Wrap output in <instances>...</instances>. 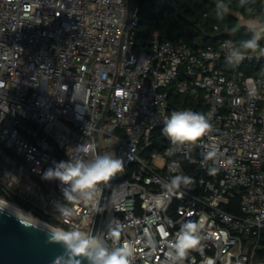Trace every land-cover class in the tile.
I'll use <instances>...</instances> for the list:
<instances>
[{
	"label": "built area",
	"instance_id": "1",
	"mask_svg": "<svg viewBox=\"0 0 264 264\" xmlns=\"http://www.w3.org/2000/svg\"><path fill=\"white\" fill-rule=\"evenodd\" d=\"M138 22L137 0H0V199L88 234L102 204L96 235L118 227L109 244L131 243L133 264H176L167 241L189 220L204 251L179 264H264V56L226 63L238 46L229 37L192 46L154 32L138 46ZM183 109L211 112L213 127L168 157L155 131ZM212 146L223 155L205 162ZM111 152L124 170L92 203L66 201L58 180L42 179L59 161ZM175 175L195 182L168 192Z\"/></svg>",
	"mask_w": 264,
	"mask_h": 264
},
{
	"label": "clouds",
	"instance_id": "2",
	"mask_svg": "<svg viewBox=\"0 0 264 264\" xmlns=\"http://www.w3.org/2000/svg\"><path fill=\"white\" fill-rule=\"evenodd\" d=\"M248 0H239L241 7ZM229 5L225 0H218L216 4L217 18L222 20L228 11ZM235 31V29H234ZM251 36L239 41L238 46L231 48L225 57L226 63L236 65L242 62L250 54L264 56V47L260 41L264 39V19L258 21V26L250 30ZM2 86V85H0ZM81 112H83L81 110ZM213 114L193 111L191 109L174 110L164 118L162 134L170 141V147L165 150L168 157L175 156L186 147H192L205 135L212 125ZM75 151L89 153L94 148L83 145L77 146ZM223 153L212 146L204 155V161L215 162ZM228 164L233 161L228 159ZM124 170V160L114 152L95 154L90 159L83 157L68 158L48 168L42 179L58 180L64 200L70 202L92 203L99 191V186L106 184L116 174ZM219 171L216 167H210L208 173L215 175ZM195 181L187 175H175L164 185L168 192H175L182 186L187 187ZM56 211L64 218L74 215L72 208L62 202L54 205ZM7 214L9 218L16 219L25 228L41 231L46 236V243L60 244L63 248L61 255L55 257L51 264H133L135 249L131 243L125 242L119 246H110L109 241L115 245L120 232L118 227L109 226L105 235H90L80 230H65L47 226L30 212H26L19 206L9 201L0 199V215ZM199 225L194 221L181 224L175 237L167 241L170 249L169 256L179 264L189 256L191 252H199L203 255V245L199 235ZM82 258V259H78ZM206 264H215L212 258L206 260Z\"/></svg>",
	"mask_w": 264,
	"mask_h": 264
},
{
	"label": "trees",
	"instance_id": "3",
	"mask_svg": "<svg viewBox=\"0 0 264 264\" xmlns=\"http://www.w3.org/2000/svg\"><path fill=\"white\" fill-rule=\"evenodd\" d=\"M137 2L139 22L136 44L142 47L148 45L154 32L164 37L173 25H177L179 37L192 46L215 44L225 37L233 38L239 44L240 40L252 34L250 28L241 24V18L264 19L262 0H248L243 7L239 0H225L229 7L222 20L216 15L218 0H161L159 4L155 0ZM162 129H157L155 133L162 134ZM165 142L160 145H165Z\"/></svg>",
	"mask_w": 264,
	"mask_h": 264
},
{
	"label": "water",
	"instance_id": "4",
	"mask_svg": "<svg viewBox=\"0 0 264 264\" xmlns=\"http://www.w3.org/2000/svg\"><path fill=\"white\" fill-rule=\"evenodd\" d=\"M127 5L129 9V0ZM179 36L177 25H173L164 37L174 40ZM101 210L102 204L97 210L90 235H96ZM45 241L43 232L25 228L7 214L0 215V264H51L55 257L62 254L63 248L58 243ZM83 264L87 262L83 261Z\"/></svg>",
	"mask_w": 264,
	"mask_h": 264
},
{
	"label": "crops",
	"instance_id": "5",
	"mask_svg": "<svg viewBox=\"0 0 264 264\" xmlns=\"http://www.w3.org/2000/svg\"><path fill=\"white\" fill-rule=\"evenodd\" d=\"M258 19L256 18H241V24L247 26L250 29L256 28L258 26ZM263 41V39H262Z\"/></svg>",
	"mask_w": 264,
	"mask_h": 264
},
{
	"label": "rangeland",
	"instance_id": "6",
	"mask_svg": "<svg viewBox=\"0 0 264 264\" xmlns=\"http://www.w3.org/2000/svg\"><path fill=\"white\" fill-rule=\"evenodd\" d=\"M133 2H134V0H133ZM105 143L108 144V145H111L112 141L111 140H107Z\"/></svg>",
	"mask_w": 264,
	"mask_h": 264
},
{
	"label": "bare ground",
	"instance_id": "7",
	"mask_svg": "<svg viewBox=\"0 0 264 264\" xmlns=\"http://www.w3.org/2000/svg\"><path fill=\"white\" fill-rule=\"evenodd\" d=\"M42 221V220H41ZM46 224V223H45ZM47 225V224H46ZM47 226H49V225H47ZM52 227V226H51Z\"/></svg>",
	"mask_w": 264,
	"mask_h": 264
}]
</instances>
